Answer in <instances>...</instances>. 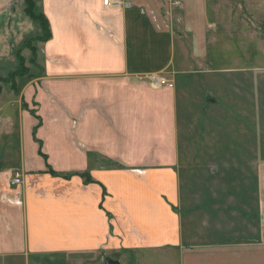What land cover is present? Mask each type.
<instances>
[{
	"label": "crops",
	"instance_id": "crops-1",
	"mask_svg": "<svg viewBox=\"0 0 264 264\" xmlns=\"http://www.w3.org/2000/svg\"><path fill=\"white\" fill-rule=\"evenodd\" d=\"M35 1L51 29L37 47L40 74L30 63L0 91V264L163 248L187 249L188 264H264L260 141L237 119L234 134L227 126L225 139L210 140L227 110L205 95L212 74L231 70L244 82L245 68L229 70L210 48L236 38L235 63H244L239 46L247 59L264 49V0H238L236 34L185 15L189 58L178 57L174 33L163 55L152 42L132 44L144 20L135 0L131 8ZM158 70L174 88L141 80ZM235 99L259 110L253 94L236 91ZM17 171L23 183L11 185Z\"/></svg>",
	"mask_w": 264,
	"mask_h": 264
},
{
	"label": "rangeland",
	"instance_id": "rangeland-1",
	"mask_svg": "<svg viewBox=\"0 0 264 264\" xmlns=\"http://www.w3.org/2000/svg\"><path fill=\"white\" fill-rule=\"evenodd\" d=\"M19 1L21 0H12L0 4V73L3 76H6L10 71L16 70L19 66L17 54L23 57L22 64L24 67H28L31 63V70L35 74H38L40 70L34 68V63L37 64L41 62V59L44 57L41 49H37V47L40 48L39 42L42 41L33 39L31 43L25 44L28 38L33 37L36 33L38 34L40 30L38 29L39 27L33 25L31 19L25 15V10L23 9H25L26 5ZM135 1H137V3L139 2V5L136 4L135 6L140 9L144 20L142 25L136 27V30L141 27L140 34L132 29V44L136 46L138 43H143L146 47L148 46V48H151L153 43L154 47L157 46L156 50H158L161 55H163V52L166 53L165 49L168 48L170 44V37H168V34L174 33L177 35H174V37H176L174 44L176 53L179 54L178 57L181 56V58H184L187 55L190 56L189 53L191 49H189V47L191 42L189 38L190 35H188L185 30L186 25H188L187 19L184 18L185 15H191L192 22H204L207 25L213 23V30L221 26L222 29H226V31L229 30L228 32H232V34H236V27L240 25L238 15L241 12L238 0H190L191 3H188L190 11L184 3L186 0H182L181 5H175L170 0ZM235 40L236 38L231 37V41L223 43L222 47L211 45L210 48V56L214 60H221V64L229 70L231 67L238 64L245 69L243 70L244 82L242 84V79L238 75L236 76L231 70L225 74L223 78H217L218 74H212L213 76L209 79L211 80V89L205 84V95L209 94L208 96L212 98V103L219 106L222 111H224V109L227 110V113L222 112V116L219 117V119L228 121V125L227 121H222L220 126L216 128L220 130L219 133H214L209 139H225L224 134L227 126L230 128L229 134H234L235 129L231 127L232 125H236L235 120L237 119V125L240 126L243 124L245 133L249 130L256 133L257 136L253 135L252 137L250 132L249 138L254 140V145H256V138L259 139L262 156L264 155V49L260 47L259 53H257V51L254 52L252 53L253 56L247 59L243 57V52H246L245 49L239 46L238 53L240 55L242 54L240 61L243 60L244 63H235L233 61L234 56L237 54L234 49ZM186 51H188V54H186ZM188 56L186 58H189ZM150 61L151 64H153L152 66L161 64L154 63L159 61ZM183 61L184 63L187 62V60ZM253 65L254 69L252 68ZM216 66L217 64L214 65V67ZM159 70L148 71L141 75L140 78L151 84L147 79L149 74L162 73V75H165L166 72ZM245 80L250 82H245ZM219 81L223 83L217 84L216 82ZM240 90H242L244 95L248 98H252V94L255 96V103L258 105L256 107H258L259 110L254 109L252 112L253 109L251 105L248 106L246 101L241 102L235 99L236 91L238 93ZM238 102L239 107L243 105V116L236 112L237 110L239 111V109H237ZM213 132L215 131L213 130ZM223 163H225V161H223ZM248 167V164L244 165L245 172L249 171ZM218 182L225 183L227 181L220 180ZM184 249L185 248H163L162 250H151L144 254L134 255L135 257L132 256V258H130L129 255H124V257H122L119 254L113 253L108 258L111 260L110 264H188V250ZM72 264H106V262L105 256L100 255L97 257L93 255L84 257V259L78 257L77 260L72 261Z\"/></svg>",
	"mask_w": 264,
	"mask_h": 264
},
{
	"label": "trees",
	"instance_id": "trees-1",
	"mask_svg": "<svg viewBox=\"0 0 264 264\" xmlns=\"http://www.w3.org/2000/svg\"><path fill=\"white\" fill-rule=\"evenodd\" d=\"M24 3L26 5L25 7V13L26 15L33 21V23L37 24L40 29L41 33L38 35H35L33 37L28 38V41H26V45L28 43H31V40L37 39L38 41H47L51 38V29H50V23L45 14L42 12V10L39 8L35 0H24ZM19 52V51H18ZM17 59L19 61L18 67L16 70L8 72L6 76L1 75L0 73V91H2V84L3 82H10L15 79L17 76H22L27 74L28 67L23 66V57L19 54H17ZM1 93V92H0Z\"/></svg>",
	"mask_w": 264,
	"mask_h": 264
},
{
	"label": "built area",
	"instance_id": "built-area-1",
	"mask_svg": "<svg viewBox=\"0 0 264 264\" xmlns=\"http://www.w3.org/2000/svg\"><path fill=\"white\" fill-rule=\"evenodd\" d=\"M175 5H181L182 0H170ZM103 4L106 7L114 8H131L132 3L128 0H103ZM147 79L150 81L154 87H169L174 88L175 82L171 79H168L166 76L160 73H151L147 76ZM11 185H17L23 183V173L20 171L15 172L12 180H10Z\"/></svg>",
	"mask_w": 264,
	"mask_h": 264
},
{
	"label": "water",
	"instance_id": "water-1",
	"mask_svg": "<svg viewBox=\"0 0 264 264\" xmlns=\"http://www.w3.org/2000/svg\"><path fill=\"white\" fill-rule=\"evenodd\" d=\"M110 258H106V260H105V262H106V264H110Z\"/></svg>",
	"mask_w": 264,
	"mask_h": 264
}]
</instances>
